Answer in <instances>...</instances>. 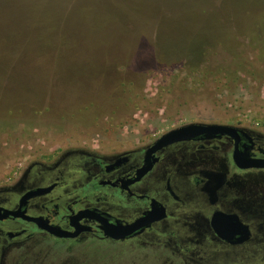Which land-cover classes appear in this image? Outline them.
<instances>
[{
	"label": "rangeland",
	"instance_id": "rangeland-1",
	"mask_svg": "<svg viewBox=\"0 0 264 264\" xmlns=\"http://www.w3.org/2000/svg\"><path fill=\"white\" fill-rule=\"evenodd\" d=\"M190 123L264 131V0H0V184Z\"/></svg>",
	"mask_w": 264,
	"mask_h": 264
},
{
	"label": "flooded vegetation",
	"instance_id": "flooded-vegetation-1",
	"mask_svg": "<svg viewBox=\"0 0 264 264\" xmlns=\"http://www.w3.org/2000/svg\"><path fill=\"white\" fill-rule=\"evenodd\" d=\"M224 125L235 130L150 154L160 136L118 151L45 150L19 179L0 184V264H110L115 252L125 264L264 256V131ZM172 177L183 183L174 188Z\"/></svg>",
	"mask_w": 264,
	"mask_h": 264
},
{
	"label": "water",
	"instance_id": "water-1",
	"mask_svg": "<svg viewBox=\"0 0 264 264\" xmlns=\"http://www.w3.org/2000/svg\"><path fill=\"white\" fill-rule=\"evenodd\" d=\"M235 128H232L231 126L224 125V124H204V123H190L183 126H179L177 128H174L163 135L160 136V138L149 148L148 153L158 149L159 147L166 145L168 143L178 141L181 139L190 138L196 134L199 133H210V132H232ZM261 163V162H260ZM264 165V161L262 162ZM148 167H145L141 170V174L143 171H146ZM144 219H147L145 217ZM142 223V220H139L138 222H135L134 224H131L129 226L120 227L122 231H126L131 228H135L139 226ZM49 229L52 232H55L56 234H63L59 233L57 229L49 227ZM106 232L112 236L121 237L123 236L122 233H112L110 228H105Z\"/></svg>",
	"mask_w": 264,
	"mask_h": 264
}]
</instances>
